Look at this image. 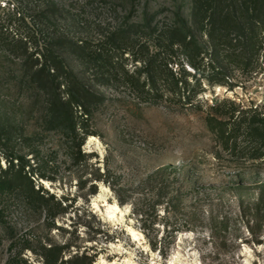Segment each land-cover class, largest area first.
<instances>
[{
	"label": "rangeland",
	"instance_id": "1",
	"mask_svg": "<svg viewBox=\"0 0 264 264\" xmlns=\"http://www.w3.org/2000/svg\"><path fill=\"white\" fill-rule=\"evenodd\" d=\"M53 1L85 25L136 20L163 6L162 18L177 4L189 17V0ZM12 7L29 11L34 1L0 0V17ZM65 60L80 70L72 56ZM17 63L0 53V125L11 136L0 146V164L10 149L24 155L34 183L66 197V209L48 217L24 203L11 207L14 229L0 243V264L10 253L22 264H43L45 243L77 241L96 226L109 234L84 238L99 251L92 264H264V163L234 161L203 122L213 97L264 108V69H229L230 85H206L196 110L140 103L123 85L88 82L105 100L88 116L92 133L80 146L84 156L74 160L71 141L45 131L40 106L29 108ZM45 160L52 180L45 179Z\"/></svg>",
	"mask_w": 264,
	"mask_h": 264
},
{
	"label": "trees",
	"instance_id": "2",
	"mask_svg": "<svg viewBox=\"0 0 264 264\" xmlns=\"http://www.w3.org/2000/svg\"><path fill=\"white\" fill-rule=\"evenodd\" d=\"M28 1H34L29 11L12 7L0 17V53L18 60L15 76L29 108L40 106L45 131H58L71 141L74 160L84 156L80 146L92 133L88 116L105 100L92 84L123 85L140 103L196 110L206 85H230L229 69H264V0H189L188 18L177 4L162 18L158 15L163 6L136 20L116 19L110 26L85 25L53 0ZM73 25L80 29L71 30ZM65 54L78 62L79 71L66 64ZM205 112L204 125L220 149L234 161L264 163V108L213 97ZM6 130L0 125L2 147L11 139ZM4 163L0 243L12 238L11 207L24 203L26 209L48 217L66 209V197L56 198L34 183L35 169L28 167L24 155L10 149ZM46 165L47 160L45 179L52 180ZM101 234L109 233L96 226L88 236H78L79 241L45 243L42 263L92 264L99 251L84 244V238L95 241ZM19 260L10 253L3 264H22Z\"/></svg>",
	"mask_w": 264,
	"mask_h": 264
}]
</instances>
